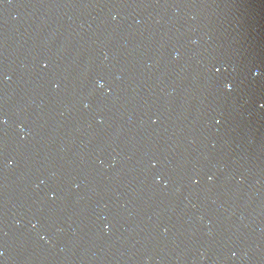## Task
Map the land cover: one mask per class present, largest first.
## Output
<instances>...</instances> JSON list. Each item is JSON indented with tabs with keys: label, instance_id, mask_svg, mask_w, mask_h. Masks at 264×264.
Here are the masks:
<instances>
[{
	"label": "water",
	"instance_id": "obj_1",
	"mask_svg": "<svg viewBox=\"0 0 264 264\" xmlns=\"http://www.w3.org/2000/svg\"><path fill=\"white\" fill-rule=\"evenodd\" d=\"M0 264H264V0H0Z\"/></svg>",
	"mask_w": 264,
	"mask_h": 264
}]
</instances>
